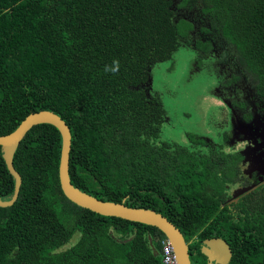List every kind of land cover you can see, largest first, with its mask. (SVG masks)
<instances>
[{"label": "trees", "instance_id": "16d2710c", "mask_svg": "<svg viewBox=\"0 0 264 264\" xmlns=\"http://www.w3.org/2000/svg\"><path fill=\"white\" fill-rule=\"evenodd\" d=\"M188 4L201 7L264 88V0H0V136L32 113L54 112L71 129L74 186L155 210L192 238L207 219L198 209L212 201L201 199L207 168L186 145L163 139L171 118L149 84L156 65L190 50L183 37L193 24L178 16ZM61 149L49 124L21 142L19 198L0 208V264H163L159 229L66 198ZM14 187L0 147V198ZM201 258L192 264H207ZM231 264H243L240 255Z\"/></svg>", "mask_w": 264, "mask_h": 264}, {"label": "flooded vegetation", "instance_id": "af4514ba", "mask_svg": "<svg viewBox=\"0 0 264 264\" xmlns=\"http://www.w3.org/2000/svg\"><path fill=\"white\" fill-rule=\"evenodd\" d=\"M189 4L180 8L178 16L193 24L183 37L196 60L191 68L197 65L201 74L210 75L223 108L216 124L222 129L220 141L198 137L191 144L187 140L186 147L207 168V196L200 198L212 201L198 209L207 217L203 225L192 238L183 236L193 263L204 256L207 264H216L203 251L206 241L222 240L232 253L228 264L235 254L243 264H252L257 254L261 257L257 264H264V88L241 65L237 48L204 17L201 7L190 9Z\"/></svg>", "mask_w": 264, "mask_h": 264}, {"label": "water", "instance_id": "95a60500", "mask_svg": "<svg viewBox=\"0 0 264 264\" xmlns=\"http://www.w3.org/2000/svg\"><path fill=\"white\" fill-rule=\"evenodd\" d=\"M184 19L187 20L186 18ZM149 84L152 86V78H150ZM43 124L54 126L61 134L62 149L59 165V179L61 189L69 201L83 209H88L104 217H116L156 227L166 236L164 240L165 243L169 242L171 244L178 264H192L188 245L181 230L163 214L152 209L128 207L125 201L122 203L102 201L72 184L70 178V153L72 150L71 129L59 115L51 111L32 113L12 133L0 136V147L3 159L9 173L15 181L13 195L10 199L0 198V208L11 207L18 200L23 180L14 166L15 154L29 131L33 127ZM150 241L153 250H155L152 239ZM205 244L206 248L203 253L210 261L216 264L229 263L232 253L226 242L222 240H209L206 241Z\"/></svg>", "mask_w": 264, "mask_h": 264}, {"label": "rangeland", "instance_id": "374dc122", "mask_svg": "<svg viewBox=\"0 0 264 264\" xmlns=\"http://www.w3.org/2000/svg\"><path fill=\"white\" fill-rule=\"evenodd\" d=\"M195 63L193 52H186L185 47L175 54L173 61L158 64L153 69L152 91L162 99L172 122L163 129V139L168 142L188 145L187 140L192 136L193 142L201 137L221 140L218 135L222 129L216 124L221 119L223 103L215 96L216 88L210 75L201 74L197 65L191 68ZM78 238L74 235L68 244Z\"/></svg>", "mask_w": 264, "mask_h": 264}, {"label": "built area", "instance_id": "2783aa9c", "mask_svg": "<svg viewBox=\"0 0 264 264\" xmlns=\"http://www.w3.org/2000/svg\"><path fill=\"white\" fill-rule=\"evenodd\" d=\"M162 262L163 264H178L176 255L173 253L172 246L169 242L163 241L162 247Z\"/></svg>", "mask_w": 264, "mask_h": 264}]
</instances>
